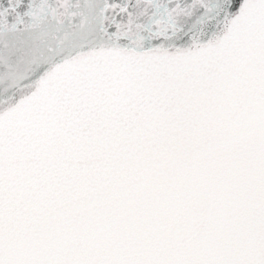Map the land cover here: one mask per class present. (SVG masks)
Listing matches in <instances>:
<instances>
[{
    "label": "snow or ice",
    "instance_id": "1",
    "mask_svg": "<svg viewBox=\"0 0 264 264\" xmlns=\"http://www.w3.org/2000/svg\"><path fill=\"white\" fill-rule=\"evenodd\" d=\"M0 264H264V0H0Z\"/></svg>",
    "mask_w": 264,
    "mask_h": 264
}]
</instances>
